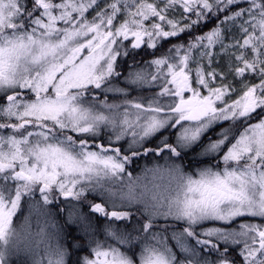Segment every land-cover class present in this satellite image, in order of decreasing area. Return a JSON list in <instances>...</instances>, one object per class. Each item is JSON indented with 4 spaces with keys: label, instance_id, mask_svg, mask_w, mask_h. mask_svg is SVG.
<instances>
[{
    "label": "snow or ice",
    "instance_id": "1",
    "mask_svg": "<svg viewBox=\"0 0 264 264\" xmlns=\"http://www.w3.org/2000/svg\"><path fill=\"white\" fill-rule=\"evenodd\" d=\"M196 146L219 162L187 173ZM165 150L150 183L125 181ZM60 233L91 248L75 264H264V0H0V264H72Z\"/></svg>",
    "mask_w": 264,
    "mask_h": 264
},
{
    "label": "trees",
    "instance_id": "2",
    "mask_svg": "<svg viewBox=\"0 0 264 264\" xmlns=\"http://www.w3.org/2000/svg\"><path fill=\"white\" fill-rule=\"evenodd\" d=\"M211 23L208 24L207 27H202L201 28V31H206L207 29H210ZM188 35L185 34L181 37V40H172L168 43H165L164 45V48L163 49H148V48H141L139 50H133L131 51V54L128 56V57H124V56H121L119 58V61H118V66H117V69L119 68L120 72L122 73H126V71L129 69V65H134V64H141L143 65L145 62L147 61H150L151 59H153V52L156 53V55H159L161 51H164L166 50L168 47H170L171 44H174V43H180L181 41L183 42H187L188 40ZM134 57V59H133ZM140 90H143V89H139V90H136V91H139V92H143V93H148V92H154V90H151V91H140ZM148 94H151V93H148ZM154 95V94H153ZM110 98L112 97L111 95H109ZM103 99V97L101 98ZM110 100V99H109ZM212 133H210L209 135H211ZM108 136V134L106 135ZM207 136L204 137V140L202 141V143H205V141L207 142L206 140ZM153 141L154 140H151L149 143H148V147H151V148H154L152 145H153ZM124 147L126 148V145H124ZM200 149L199 146H196V147H193L191 150L185 152V154L183 155V159H182V162L184 163L185 165V168L186 169H190V167H188V163L187 161L189 160H192V161H195L197 164L196 165H193V166H196V167H201L202 166H206L208 165V163H212L211 165H215L216 163H218V159L219 157H215V158H196L195 155L193 157V153L191 152H194L196 153V151H198ZM162 156H165L164 154ZM193 157V158H191ZM150 159L151 157L148 156V157H141V159L138 158V162L136 163H133V164H130L129 166L126 167V171L128 172H134L136 170H138V167L139 165H141L142 163H150ZM216 159V160H215ZM179 161L181 159H178ZM143 161V162H142ZM213 161V162H212ZM221 166V165H220ZM86 196L88 197L89 200H92L93 197H95L96 201L99 202V199L98 197H96L95 195L93 194H90V193H86ZM63 198V199H61ZM58 199L59 201H64L63 204H57V208L54 210L53 212V221L56 223V224H62L66 219H67V212L63 213L62 216H56L55 215V212L59 210L60 207H67V204H68V201H65L64 197H61L59 196L58 193L55 194L54 196V200ZM71 203H76L75 201H71ZM81 211H84L85 209L84 208H81L80 209ZM28 215V205L27 204H24L23 206V212L22 214H18V216L16 218H14V223H15V226L17 227L18 226V222L21 223L22 222V219L24 218V216H27ZM100 239L102 240L104 237H103V231H102V226H100ZM73 230H75V226L73 225L72 226V235H78L79 233H74ZM69 244H72L73 246L72 247H68ZM64 246L66 248H68V258H70V260L72 261V264H75V261L77 259H82L83 257L85 256H88L89 255V252L91 251L90 249V246L88 245V242L87 240H85L83 242V244L81 245L80 241H72L71 239V236L69 237H64ZM66 258V259H68Z\"/></svg>",
    "mask_w": 264,
    "mask_h": 264
},
{
    "label": "rangeland",
    "instance_id": "3",
    "mask_svg": "<svg viewBox=\"0 0 264 264\" xmlns=\"http://www.w3.org/2000/svg\"><path fill=\"white\" fill-rule=\"evenodd\" d=\"M212 26H213V25L211 24L209 28H211ZM208 30H209V29H207L206 31H208ZM142 48H147V47H146V46H142ZM121 81H123V78H122ZM139 89H143V90H140V91H145V90H146V91H151V90H154V92H148V93H151V94H148V93H143V92L136 91V90H139ZM136 90L131 92V95H132L133 97H136V96L150 97V96H152L156 91H158V88H153V87H150V86H148V85H144L142 88H137ZM109 95L112 96V94H109ZM233 98H235V97H233ZM108 102H109V103H119L120 101H119L118 99H115V98H110V100H109ZM255 122H256V121H252V123H255ZM103 134L107 135L108 132L106 131V132L102 133L101 135H103ZM209 134H210V133H209ZM211 135H213V138H215L213 133H212ZM106 138H107V141H108V136H106ZM173 139H174V137H173ZM153 140H154V141H153V145H152V146H153L154 148H155L157 145H161V147H162L161 139H160L159 137L154 138ZM206 140H207V138H206ZM205 142H206V141H205ZM126 148H127V146H126ZM149 148H151V147H149ZM225 150H226V149H225ZM199 151H200V149H199L198 151H196V153L191 152V153H193V154H192L193 157H194V155L196 154L195 157H196L197 159H198V158H210V157H202V156H199V155H198ZM163 154H164L165 156H162ZM163 154L160 155V156H157L154 152H152V153H149L148 155H143V154H141V155L137 156V159H138V158L141 159V157H148V156H150V157H151V159H150V163H142L141 165H139L138 170H136V171H134V172H128V171L125 170V173L123 174L125 181H127V180H129V179L135 180L136 178L139 177V178H140V183H150V182L152 181V172H151L150 170L156 168L157 166H163V165H165L166 158H167V156H168L169 154L167 153L166 150H165V152H164ZM221 155H222V153H221ZM193 157H191V158H193ZM182 159H183V158H182ZM182 159H181L180 161L177 159L175 162H176L177 164L182 165L184 171L187 172V173H195V172H197L199 169H202V168H205V167L212 166V165H211L212 163L209 162L208 165H206V166H202V165H201V167L198 168V167H196V166H193V165H196V164H197L195 161L189 160V161H187V163H188L187 166L190 167V169H186L184 163L182 162ZM215 160H216V159H215ZM218 161H219V159H218ZM142 162H143V161H142ZM169 162H170V161H169ZM212 162H213V161H212ZM222 167H223V164L221 163V168H222ZM129 174H130V175H129ZM156 182H157V183H161V181H160L159 179H158ZM89 193L95 195V196L98 197V198H100V197L98 196L97 193H92V192H89ZM23 222H24V218L22 219V222L20 223V225H21ZM254 222H259V218H256ZM20 225H18L17 228H19ZM39 226H43V221L38 222V221L36 220V218L33 217L32 220H31V230H32L33 232H36V231H38V227H39ZM52 231L55 232L56 229L53 228ZM73 232H74V233H77L76 229L73 230ZM100 233H102V232H100ZM96 238H97V239H100V236H97ZM57 239L59 240L60 243L64 244V236H63V233H60V235L57 237ZM90 250H91V249H90ZM43 256H44V249H43V247H41V248L37 249L36 259H41ZM85 257H86V256H85ZM83 258H84V257H83ZM83 258H82V259H83ZM31 259H32L31 257L26 256V255L23 254V253H16V252H14V251L11 252V253H9V255H8V257H7L8 264H31ZM45 264H46V261H45Z\"/></svg>",
    "mask_w": 264,
    "mask_h": 264
},
{
    "label": "flooded vegetation",
    "instance_id": "4",
    "mask_svg": "<svg viewBox=\"0 0 264 264\" xmlns=\"http://www.w3.org/2000/svg\"><path fill=\"white\" fill-rule=\"evenodd\" d=\"M128 70H129V69H128ZM128 70H127V71H128ZM117 71L120 72L119 68L117 69ZM127 71H126V73H124L125 75L127 74ZM122 78H123V76L120 77V80H122ZM113 82L116 83L115 80H114ZM33 98H34V97H33ZM100 98H102V97H100ZM152 140H153V139H152ZM97 142H98V143H100V142L107 143L106 135H105V134L101 135V138L98 139ZM120 143L123 144V145H126V146H127V144H126L124 141H121ZM150 143H151V142H150ZM136 162H138L137 156H136V157H133L132 160H131V162H129V163L126 165V167L129 166L130 164H133V163H136ZM36 196H37V197L39 196V192H38V191H37V193H36ZM61 199H63V198H61ZM14 224H15V223H14ZM18 225H20L19 222H18Z\"/></svg>",
    "mask_w": 264,
    "mask_h": 264
},
{
    "label": "bare ground",
    "instance_id": "5",
    "mask_svg": "<svg viewBox=\"0 0 264 264\" xmlns=\"http://www.w3.org/2000/svg\"><path fill=\"white\" fill-rule=\"evenodd\" d=\"M146 146H147V147L149 146V145H148V143H147V145H146Z\"/></svg>",
    "mask_w": 264,
    "mask_h": 264
}]
</instances>
